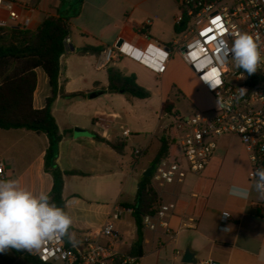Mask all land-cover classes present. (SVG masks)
<instances>
[{"label":"crops","instance_id":"crops-1","mask_svg":"<svg viewBox=\"0 0 264 264\" xmlns=\"http://www.w3.org/2000/svg\"><path fill=\"white\" fill-rule=\"evenodd\" d=\"M7 1L16 4V10H25V15L30 20L27 29L30 30L36 29L49 16H61L68 20L70 34L68 42L65 43L67 50H64L59 59L58 84L65 93L83 92L84 97L63 99L57 96L52 103L51 114L60 133L64 130L71 131V134L64 136L58 144V168L62 172L75 171L82 174L63 176L64 207L73 220L70 231L75 233L76 239L88 233L98 234L115 208H122L119 220L114 223L119 239L112 245L119 255L128 256L130 245L136 239V229L131 211L121 204L134 201L138 176L152 163L159 138L167 133L169 135V132L165 128L156 129L142 146L132 147L129 144L130 139L136 138L134 135L138 134V131H132L128 127L129 112L107 111L98 107V104H92L90 112H70L69 103L73 100L86 99L89 103L98 96L112 100L121 95L106 92L88 97V93L107 86V74L100 77L99 73L116 66L117 62L125 57L103 64L102 52L96 57L90 54L80 55L78 51L84 46L99 47L103 51L115 45L119 39L141 48L146 40L138 33V29L148 19L151 20L147 30L149 39L168 45L163 42L164 35L159 26L172 27L173 31L176 18L172 17L174 2L137 0L129 13L126 7L122 8L121 15L124 12L125 17L119 19L108 9V0L96 1L95 8L104 6V15L107 18L96 27L94 33L71 23L81 15L86 0L79 1V12L75 16H69L68 10L63 11L61 8L63 3L70 2L71 5L74 0ZM136 12L143 14L144 18L130 27L128 20L132 19ZM6 17V12L0 9V20ZM7 26L14 27L11 23ZM85 59L89 61L87 63H91L90 59H93V71L86 67ZM120 72L130 75L121 69ZM36 79L32 106L34 109H41L50 89L42 71H36ZM165 100L171 102L165 97L162 103ZM59 107L62 112H55ZM91 134H96L110 143L123 141L122 155L117 154L107 143L96 141ZM47 144L44 134L23 129H0V163L3 166L0 180L16 179L22 186L35 193L48 194L52 179L43 171V156ZM239 146L243 151L240 144ZM136 151L138 153H135ZM220 152L217 148L207 168L199 174L188 175L183 183L162 188L153 187L161 204L173 207L166 218L169 233L160 225H157L154 231L143 229L142 257L138 258L140 264H182L180 260L186 249L193 254L196 264L206 261L218 264H258L257 254L260 247L264 246V217L258 213L261 199L255 191H251L247 199L229 195L233 185L251 188L247 180L249 163L237 152ZM222 212L228 213L230 217L228 232L218 229ZM146 231L150 232L149 246L146 245ZM99 240L106 241L103 237H99ZM22 257L11 251L3 252L0 253V264H19V261L28 264Z\"/></svg>","mask_w":264,"mask_h":264},{"label":"built area","instance_id":"built-area-1","mask_svg":"<svg viewBox=\"0 0 264 264\" xmlns=\"http://www.w3.org/2000/svg\"><path fill=\"white\" fill-rule=\"evenodd\" d=\"M176 1L181 10L174 20L179 28L176 34L179 39L166 46L151 41L147 35L151 25L148 19L138 29L146 40L143 47L138 48L122 39L119 46H116L117 41L101 53L103 64L125 57L156 77L165 72L173 56L179 55L198 84L214 98L215 107L211 114L203 112L185 117L173 108L170 110L177 136L170 137L172 143L167 156L153 165L151 184L154 188L181 184L188 175L203 172L217 149V139L232 136L240 142L247 156V180L252 185L253 173L264 166V64L255 74L248 75L234 66L228 48L239 34L249 33L259 38L260 51L264 53V0ZM15 6L13 2L0 0V9L7 14L6 19L0 20V26L11 23L27 28L30 20L25 10H16ZM240 88L247 90L243 96L239 94ZM2 167L0 163V174ZM172 208V205L161 204L154 216L143 217V229L154 231L160 225L169 233L166 218ZM122 211L116 207L98 234L82 235L76 246L64 238L49 242L39 252L30 254L43 264H115L117 261L120 264H140L135 256L119 255L112 245L119 239L114 223ZM225 213L220 214L218 223L222 232L230 229V217ZM258 213L264 217V200L258 205ZM99 237L106 241L101 242ZM199 264L218 263L206 261Z\"/></svg>","mask_w":264,"mask_h":264},{"label":"trees","instance_id":"trees-1","mask_svg":"<svg viewBox=\"0 0 264 264\" xmlns=\"http://www.w3.org/2000/svg\"><path fill=\"white\" fill-rule=\"evenodd\" d=\"M173 32H179L174 25ZM70 34L68 20L61 16H49L40 25L30 30L20 27L0 26V129H23L47 138V148L43 156V171L50 175L52 186L49 195L53 203L65 210L62 198L63 176L82 175L79 172H62L56 164L58 144L61 139L70 135V130L59 132L51 114V106L57 96L63 99L84 97L83 92L65 93L58 84L59 59L64 53L65 39ZM102 48L84 46L79 49L80 55L98 56ZM42 71L48 81L50 93L41 109H34L32 96L36 87V71ZM107 86L99 91L88 93L90 96L101 93H121L136 99H147L150 92L138 85L134 75H124L118 69L110 67L106 70ZM173 104L165 100L161 105L163 113L169 115ZM96 141L107 143L117 154L122 155L124 142L113 143L104 141L96 134H91ZM172 143L168 133L159 138V145L152 163L168 154ZM122 207L129 209L136 229V239L130 245L129 256L142 257L143 227L145 216H154L161 205V200L151 184L150 175L140 174L136 182V191L132 203H123ZM67 240V238L65 237ZM16 255L15 251L10 250ZM22 259L28 264H43L31 254H25ZM115 264H120L116 262Z\"/></svg>","mask_w":264,"mask_h":264},{"label":"rangeland","instance_id":"rangeland-1","mask_svg":"<svg viewBox=\"0 0 264 264\" xmlns=\"http://www.w3.org/2000/svg\"><path fill=\"white\" fill-rule=\"evenodd\" d=\"M79 1L80 0H74L71 5L70 2L69 4H67V2L63 3L61 8L63 11L68 10L69 16H75L79 12ZM96 1L99 2L101 0H86L81 10V15L78 19H75V21H71L72 25L85 27L89 31L95 33L96 27L103 23L107 18L106 15H104L106 12V8L104 6H98V8H95V3H97ZM136 1L137 0H108V9L112 11L113 15H116L117 18H124V12L121 15L122 8L126 7V11L129 13L132 10V5L135 4ZM173 2L174 13L172 17H175L181 10L179 4L174 0ZM136 13L137 14L133 16L132 19L128 20L130 27H133L134 24L144 18V15L140 12ZM159 28L161 33L164 35L163 42L165 44L169 45L175 39L180 38L179 35L177 36L172 31V27L167 28L165 25H160ZM87 61L88 60L85 59L84 64L87 68H89V70H92L93 59H90L91 63H87ZM113 68H116L119 71L121 69L126 74L134 73V77L137 79L138 84L150 92V97L140 100L118 93L121 95H118L116 99L112 100L102 98L101 96H98L97 99L93 98V101H90L89 103L86 99L79 101L73 100L69 103V111L90 112L92 111V104H98V107H102L107 111L129 112L127 114V119L129 121L128 127L132 131H138V134L134 135L137 136V139L135 137H133L135 138L134 140H132L133 138L130 139L129 144L132 147H136L137 145L142 146L143 142L149 138L151 133L156 129L161 130L165 128L168 130L170 137L177 136L172 117L161 111L162 99L165 97H168L172 102L173 109L177 110L180 115L185 117L203 112L211 114V111L215 107L213 96L198 84L190 68L187 66L184 59L179 55L174 56L170 60L165 72L160 77H156L155 75L142 69L136 63L127 58H123L118 61L116 66H113ZM105 73V71H101L99 76L102 77ZM88 97H90V95H88ZM60 107L55 112H62ZM238 143L240 144V142L232 136L219 137L217 139V148L220 149L221 152H237L238 155L247 162V156L244 150L241 151ZM145 236L146 245L149 246L150 232L146 231ZM26 253L30 254V252ZM19 262V264H23L22 261Z\"/></svg>","mask_w":264,"mask_h":264},{"label":"clouds","instance_id":"clouds-1","mask_svg":"<svg viewBox=\"0 0 264 264\" xmlns=\"http://www.w3.org/2000/svg\"><path fill=\"white\" fill-rule=\"evenodd\" d=\"M258 40L252 34L241 33L228 48L234 66L248 75L255 74L264 64ZM246 92L240 88L239 94ZM253 177L251 188L233 185L229 195L247 199L255 191L264 200V166L257 168ZM72 224V217L53 203L49 194L35 193L16 179L0 180V253L15 249L35 254L43 245L65 237L76 246L79 241L70 231ZM257 262L264 264V246L259 249Z\"/></svg>","mask_w":264,"mask_h":264},{"label":"water","instance_id":"water-1","mask_svg":"<svg viewBox=\"0 0 264 264\" xmlns=\"http://www.w3.org/2000/svg\"><path fill=\"white\" fill-rule=\"evenodd\" d=\"M122 42V39H119L116 46H119ZM64 50L66 51L67 50V45L65 44L64 45ZM153 169V165H151L142 175L143 176H149L151 171ZM15 253L18 255V256H24L26 254L25 250H15ZM180 263L182 264H196V260L193 256V254L188 250H184L183 254H182V258L180 260Z\"/></svg>","mask_w":264,"mask_h":264},{"label":"snow or ice","instance_id":"snow-or-ice-1","mask_svg":"<svg viewBox=\"0 0 264 264\" xmlns=\"http://www.w3.org/2000/svg\"><path fill=\"white\" fill-rule=\"evenodd\" d=\"M219 81H217V83H218Z\"/></svg>","mask_w":264,"mask_h":264}]
</instances>
